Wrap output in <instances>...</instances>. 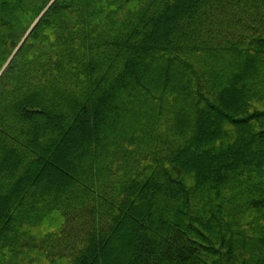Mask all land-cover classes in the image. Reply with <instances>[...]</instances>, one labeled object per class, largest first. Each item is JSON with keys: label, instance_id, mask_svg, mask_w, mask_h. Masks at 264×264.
I'll return each mask as SVG.
<instances>
[{"label": "trees", "instance_id": "1", "mask_svg": "<svg viewBox=\"0 0 264 264\" xmlns=\"http://www.w3.org/2000/svg\"><path fill=\"white\" fill-rule=\"evenodd\" d=\"M0 264H264V0H0Z\"/></svg>", "mask_w": 264, "mask_h": 264}, {"label": "water", "instance_id": "2", "mask_svg": "<svg viewBox=\"0 0 264 264\" xmlns=\"http://www.w3.org/2000/svg\"><path fill=\"white\" fill-rule=\"evenodd\" d=\"M38 20H39V19H38ZM38 20H37V21H38ZM37 21L34 23V25L37 23ZM34 25L32 26V28L34 27ZM29 32H30V31H29ZM29 32H28V33H29ZM27 35H28V34H27Z\"/></svg>", "mask_w": 264, "mask_h": 264}, {"label": "rangeland", "instance_id": "3", "mask_svg": "<svg viewBox=\"0 0 264 264\" xmlns=\"http://www.w3.org/2000/svg\"><path fill=\"white\" fill-rule=\"evenodd\" d=\"M33 28L31 27L29 31H31ZM121 253H123V250L121 251Z\"/></svg>", "mask_w": 264, "mask_h": 264}]
</instances>
